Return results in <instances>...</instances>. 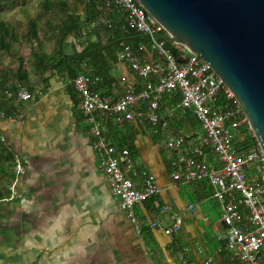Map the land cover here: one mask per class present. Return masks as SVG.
<instances>
[{"label": "crops", "instance_id": "0c3cea01", "mask_svg": "<svg viewBox=\"0 0 264 264\" xmlns=\"http://www.w3.org/2000/svg\"><path fill=\"white\" fill-rule=\"evenodd\" d=\"M82 39V33L68 35L64 52L81 50ZM142 54L147 60L161 58L151 51ZM115 73L118 80L111 95H118L121 81L140 88L142 80L126 61L118 63ZM69 82L64 71H40L30 96L17 100L16 114L0 118V137L25 167L24 173H14V189L0 201V264H198L206 256L213 257V264H241L229 259L230 251L216 237L221 208L210 186L171 177L174 155L171 149L165 154L164 137L176 132L190 143L201 140L193 126L196 118L172 108L178 95L161 97L162 117L156 125L144 114L105 127L117 148L130 151L133 165L128 174L133 182L141 187L152 174L160 188L153 199L133 207L141 228L136 233L119 209V197L112 196L101 156L80 119L78 93ZM189 203L196 208L187 209ZM173 212L182 216L179 230L164 234L149 227L154 218L169 225Z\"/></svg>", "mask_w": 264, "mask_h": 264}, {"label": "built area", "instance_id": "2783aa9c", "mask_svg": "<svg viewBox=\"0 0 264 264\" xmlns=\"http://www.w3.org/2000/svg\"><path fill=\"white\" fill-rule=\"evenodd\" d=\"M90 1L104 12L119 9L129 27L149 36L148 45L123 44L118 55L142 80L139 89L121 81L118 95L113 96L91 87L98 81V76L79 73L72 80L79 97V108L86 115L90 128L92 146L101 156L103 175L111 193L119 197V208L126 213L134 231L140 233L141 228L133 207L157 195L160 188L152 174L144 177L141 187L133 182L128 174L133 165L130 151L109 142L104 125L110 117L120 124L132 122L144 114L152 125H156L162 117L159 112L161 97L176 93L180 100L172 108L191 113L203 134L195 143L186 141L176 132L168 136L166 147L175 152L171 177L176 182H206L210 186L211 196L221 208L219 221L222 226L215 229V234L231 251V261L264 264V154L260 148L237 152L233 137L247 119L233 92L200 55L194 56L179 42H175L179 53L173 50V54L166 46V40L159 36L165 33L163 26L137 0ZM142 51L155 52L161 58L147 60ZM29 96L26 89L18 91V99ZM219 96L224 99L218 101ZM16 161L17 176L24 173L25 167L18 158ZM14 182L9 185L12 190ZM186 208L194 210L196 204L189 203ZM170 219L172 222L164 225L154 218L149 221V227L172 234L180 229L182 216L173 212ZM198 264H213V257L206 256Z\"/></svg>", "mask_w": 264, "mask_h": 264}, {"label": "trees", "instance_id": "16d2710c", "mask_svg": "<svg viewBox=\"0 0 264 264\" xmlns=\"http://www.w3.org/2000/svg\"><path fill=\"white\" fill-rule=\"evenodd\" d=\"M78 6L82 7V13L78 12ZM5 15L7 17H3ZM80 33L83 34L80 42L82 49L66 54L64 44L67 36H78ZM123 44L146 46L149 44V36L129 27L117 8L104 12L90 0H0L2 118L16 114L18 91L26 89L31 93L38 73L46 69L66 72L69 86L75 91L72 80L77 74L98 76V81L91 87L103 94H110L118 80L115 70L121 61L118 55ZM165 44L171 51L179 53L177 43L166 40ZM221 99L224 98L219 96L218 101ZM80 119L89 132L86 115L82 110ZM113 124L115 121L110 117L105 127ZM252 134L247 121L238 127L233 137L238 153L260 148ZM105 136L115 144L109 132L105 131ZM126 146L132 149L131 143ZM174 154L172 151V156ZM16 158L20 162L19 154L0 137V201L11 193L8 185L14 181ZM112 196L118 198L114 194Z\"/></svg>", "mask_w": 264, "mask_h": 264}, {"label": "water", "instance_id": "95a60500", "mask_svg": "<svg viewBox=\"0 0 264 264\" xmlns=\"http://www.w3.org/2000/svg\"><path fill=\"white\" fill-rule=\"evenodd\" d=\"M137 1L231 89L264 153V0Z\"/></svg>", "mask_w": 264, "mask_h": 264}, {"label": "rangeland", "instance_id": "374dc122", "mask_svg": "<svg viewBox=\"0 0 264 264\" xmlns=\"http://www.w3.org/2000/svg\"><path fill=\"white\" fill-rule=\"evenodd\" d=\"M193 126L196 128V133L198 134V135H200V138L202 137V130H201V128H200V125H199V122L196 120V119H193ZM167 138L168 137H164V141H163V143H166V141H167ZM166 146V145H165ZM165 146H163V149L165 150V154H167V153H169V155H170V153H171V151H170V149L169 148H166ZM25 170V169H24ZM253 171V170H252ZM25 172V171H24ZM103 173V172H102ZM156 195H154V196H152V197H150V198H148V199H146V200H150V199H153L154 197H155ZM145 200V201H146ZM145 201H143V202H145ZM142 202V203H143ZM212 220H213V218H211L210 219V223H209V225H208V229H211L212 227H211V224H212ZM210 227V228H209ZM229 250V249H228ZM230 251V250H229ZM231 252V251H230ZM121 263V261L120 260H118L115 264H120Z\"/></svg>", "mask_w": 264, "mask_h": 264}, {"label": "bare ground", "instance_id": "6f19581e", "mask_svg": "<svg viewBox=\"0 0 264 264\" xmlns=\"http://www.w3.org/2000/svg\"><path fill=\"white\" fill-rule=\"evenodd\" d=\"M263 153V152H262ZM264 154V153H263Z\"/></svg>", "mask_w": 264, "mask_h": 264}]
</instances>
